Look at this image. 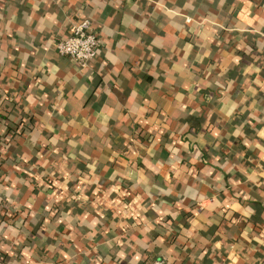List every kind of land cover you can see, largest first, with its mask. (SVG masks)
Instances as JSON below:
<instances>
[{
  "label": "crops",
  "instance_id": "0c3cea01",
  "mask_svg": "<svg viewBox=\"0 0 264 264\" xmlns=\"http://www.w3.org/2000/svg\"><path fill=\"white\" fill-rule=\"evenodd\" d=\"M160 258L264 264V0H0V264Z\"/></svg>",
  "mask_w": 264,
  "mask_h": 264
},
{
  "label": "built area",
  "instance_id": "2783aa9c",
  "mask_svg": "<svg viewBox=\"0 0 264 264\" xmlns=\"http://www.w3.org/2000/svg\"><path fill=\"white\" fill-rule=\"evenodd\" d=\"M58 51L70 57L81 67H87L96 57L100 40L92 28L90 18H82L72 28V33L57 41ZM152 264H167L165 258L156 259Z\"/></svg>",
  "mask_w": 264,
  "mask_h": 264
}]
</instances>
